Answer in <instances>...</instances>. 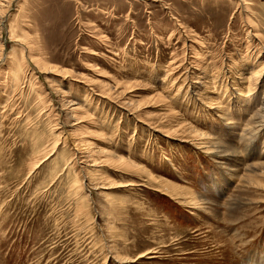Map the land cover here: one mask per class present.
<instances>
[{
  "label": "rangeland",
  "instance_id": "1",
  "mask_svg": "<svg viewBox=\"0 0 264 264\" xmlns=\"http://www.w3.org/2000/svg\"><path fill=\"white\" fill-rule=\"evenodd\" d=\"M0 4V264H264V0Z\"/></svg>",
  "mask_w": 264,
  "mask_h": 264
},
{
  "label": "bare ground",
  "instance_id": "2",
  "mask_svg": "<svg viewBox=\"0 0 264 264\" xmlns=\"http://www.w3.org/2000/svg\"><path fill=\"white\" fill-rule=\"evenodd\" d=\"M11 2V1H10ZM9 4V3H8ZM11 4V3H10ZM9 4V5H10ZM1 5V4H0ZM4 8V7H3ZM5 10V9H4ZM251 32L249 31V33L248 34H250ZM262 46V45H261ZM0 52L1 53H3L2 51H4V49H3V47H4V44H3V42H2V36H1V38H0ZM27 48V47H26ZM6 57V56H5ZM1 59V58H0ZM10 61V60H9ZM17 63V62H16ZM9 64H15V61H14V59H13V57L11 58V62H9ZM16 66H19L18 64L17 65H15V69L14 70H16ZM262 66V65H261ZM261 66H259V67H261ZM259 67H257V68H255V66H253V67H251V71H250V74H249V76L248 77H245V78H240L239 80H240V86L241 85H245V90L246 91H239V93H238V89H239V87H237L236 88V90H234L235 91V95H236V97H237V99H239V100H241V103H247L246 104V106L248 105V104H251L250 102L252 101L253 102V104L254 103H256V102H260L258 105H259V109H258V111H256V114L254 115V117L253 118H251L250 119V123H251V125L252 126H254L255 125V127L256 126H258L259 128H264V90L263 91H261V95H260V91L258 90V89H260V85L264 82V65L261 67V69H259ZM213 69V68H212ZM220 71V70H219ZM50 72V71H49ZM222 72V71H221ZM14 74V73H13ZM15 74H16V72H15ZM203 75V74H202ZM13 76V75H12ZM25 77V76H24ZM246 81H247V84H245L246 83ZM14 82L15 83H18L19 84V81H18V79H17V77L16 78H14ZM53 82H54V80H53ZM14 83V84H15ZM194 83V82H193ZM17 84V85H18ZM16 85V84H15ZM62 85V84H61ZM227 86V85H226ZM225 86V87H226ZM11 87V86H10ZM15 87V86H14ZM110 87V86H109ZM108 87V88H109ZM228 87V86H227ZM107 88V87H106ZM110 88H112V87H110ZM54 90H55V88H53ZM56 91V90H55ZM57 92V91H56ZM57 93H63L62 92V90L61 89H58V92ZM65 93V92H64ZM69 94V93H68ZM190 97H191V95H190V93L188 94ZM201 96V95H200ZM243 101V102H242ZM236 102V101H235ZM61 103L63 104V106L62 107H64V111L66 112L65 113V116L67 117V118H75L76 119V117H77V113L76 112H78L79 110H80V107L81 106H77L72 100H70V101H68V100H63V99H61ZM125 103V102H124ZM238 103H240V101L238 102ZM237 102H236V104H238ZM235 104V105H236ZM257 104V103H256ZM234 105V104H233ZM240 105V104H239ZM250 106V105H249ZM242 107V106H241ZM258 106H256V108H257ZM218 109L219 108H221V110L223 109V107H217ZM255 108V109H256ZM82 109V108H81ZM239 109V108H238ZM249 109V108H248ZM224 110V109H223ZM237 110V109H236ZM217 111H219V110H217ZM245 112H246V110H245ZM227 113V112H226ZM235 114V113H234ZM233 114V115H234ZM237 114V113H236ZM229 116V115H228ZM79 118V117H78ZM77 118V119H78ZM226 118H228V117H226ZM225 119V118H224ZM76 124V123H75ZM260 131V130H259ZM63 132V131H62ZM62 132L61 133H59V134H62ZM97 132V131H96ZM200 132V131H199ZM196 133V132H195ZM198 133V132H197ZM196 133V134H197ZM253 134V133H252ZM200 137H201V139H203L204 141L205 140H207L205 143L206 144H209V143H213L212 145H214L215 143V141H217V138L216 137H213V136H211V135H208V134H206V133H202V134H200ZM210 144V145H211ZM231 149V148H230ZM234 152H236L235 150H233ZM254 152V151H253ZM260 155V154H259ZM119 158V157H118ZM121 158V157H120ZM118 160H120V159H118ZM126 160V159H125ZM124 161V160H123ZM129 165H131V164H129ZM132 166V165H131ZM262 167V169H264V163H259V164H257V165H254L253 166V168L254 167ZM141 168V167H140ZM253 168H250L249 170H250V173H247V174H245V177L246 178H250L251 176H250V174H253V172H254V169ZM143 169V168H142ZM262 169L260 170V172H263L264 173V171H262ZM149 175V174H148ZM154 177V176H153ZM159 179V178H158ZM129 182V181H128ZM129 185H134V183H130ZM165 186H167V185H165ZM162 187V186H161ZM163 188V187H162ZM168 191V190H167ZM177 193H180V192H177ZM185 194V193H184ZM180 195V194H179ZM196 202V201H195ZM195 202H193V203H195ZM195 205H197V203H195ZM79 213V212H78Z\"/></svg>",
  "mask_w": 264,
  "mask_h": 264
}]
</instances>
